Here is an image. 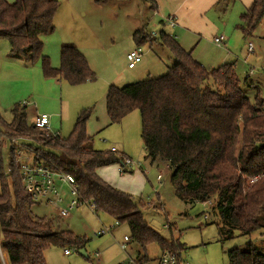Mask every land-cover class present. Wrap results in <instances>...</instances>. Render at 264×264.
Returning a JSON list of instances; mask_svg holds the SVG:
<instances>
[{
	"label": "trees",
	"instance_id": "1",
	"mask_svg": "<svg viewBox=\"0 0 264 264\" xmlns=\"http://www.w3.org/2000/svg\"><path fill=\"white\" fill-rule=\"evenodd\" d=\"M145 1L156 7V0ZM220 3L227 8L228 0ZM58 7V0H0V38L10 43L8 56L30 61L41 58L44 75L71 84L95 80L87 58L73 42L62 43L59 67L43 55L42 37L54 32ZM263 18L264 0H253L238 28L248 37ZM133 38L138 45L159 40L175 61L163 75L121 87L111 84L106 94L109 124L120 123L137 110L147 157L174 169L171 182L175 194L186 204L214 203L221 241L236 233L248 238L244 247L228 251V264H264V252L252 239L253 233H264V101L260 93L252 102L243 90L235 62L207 69L192 49H185L163 28L158 37L144 27L136 29ZM26 107L16 105L11 121L0 114V148L8 147L10 152L8 170L0 169V245L8 264H47L45 251L53 245L84 250V240L62 230L55 218L34 213L36 203L25 190L18 145L11 138L33 148L37 161L73 175L79 200L95 206L97 215L127 223L129 240L140 246L139 261H149L146 248L151 243H157L162 251L180 254L184 244L164 238L148 224L141 200L98 174V168L120 167L129 156L116 147H93V136L86 129L90 109H82L70 135L62 137L28 124ZM137 170L140 168L123 174Z\"/></svg>",
	"mask_w": 264,
	"mask_h": 264
},
{
	"label": "rangeland",
	"instance_id": "2",
	"mask_svg": "<svg viewBox=\"0 0 264 264\" xmlns=\"http://www.w3.org/2000/svg\"><path fill=\"white\" fill-rule=\"evenodd\" d=\"M58 2L55 30L42 37L43 55L50 57L52 66L59 67L62 43L73 42L87 58L96 79L71 84L48 77L43 73L41 58L34 61L12 58L8 56V39L0 38V114L6 121H11L12 109L27 103L28 124H32L36 113L45 112L50 116L49 131L67 137L78 113L84 108L90 109L86 129L93 136V147L100 150L116 147L141 163L144 183L140 181L136 184L139 185L137 192L129 193L144 203L141 207L144 219L155 231L166 239H179L184 244L180 250L181 264H228V251L244 247L248 238L236 233L232 238L221 241L217 226L220 221L213 211L214 203L186 204L175 194L171 182L174 169L161 160L152 163L147 157L137 110L120 123L109 124L106 94L111 84L121 87L148 76L163 75L175 61L170 49L162 46L159 40H148L138 45L133 38L134 30L141 27L148 32H157L156 37L165 28L154 15L155 8L145 0ZM247 9L243 0H228L225 12L217 18L220 31L228 37V50L231 51L216 46L206 36L200 41L193 37V44L188 48L193 50L197 47L194 57L207 69L235 62L245 94L253 102L259 92L264 101V73L257 72L246 80L248 65L244 62L245 59L260 65L264 62V18L252 35L245 37L238 25ZM168 30L171 32V29L165 31ZM248 41L256 46L252 54L247 53ZM137 47L143 51L142 60L135 68H129L126 54ZM262 108L264 110V105ZM9 153L8 147L0 148V169L4 171L9 168ZM158 173L163 174L161 182L157 179ZM66 197L70 199L69 192ZM33 210L40 217L56 219L62 230H70L84 240L85 254L73 245L50 246L45 251L47 264H118L129 259L128 252L134 255L137 249L140 250L134 241L126 243V250L121 248L124 236H130L127 223L118 224L107 215H97L86 203L72 209L65 218L58 217L57 210L52 207L36 204ZM101 230L105 232L101 234ZM252 239H258L264 252V236L257 231L252 234ZM65 249H70V254H65ZM161 251L157 243L147 246L146 254L151 264L156 263ZM2 253L0 264H8L4 251Z\"/></svg>",
	"mask_w": 264,
	"mask_h": 264
},
{
	"label": "built area",
	"instance_id": "3",
	"mask_svg": "<svg viewBox=\"0 0 264 264\" xmlns=\"http://www.w3.org/2000/svg\"><path fill=\"white\" fill-rule=\"evenodd\" d=\"M154 15L160 18V23L163 26H168L174 28L177 25V20L174 14L163 15L154 9ZM151 36L156 37L157 32H150ZM212 42L220 47L226 48L227 38L224 34L215 35ZM247 52L249 54L254 53L255 45L252 41L247 42ZM128 60V67L134 68L139 62H141L143 57V51L141 47H137L129 51L126 55ZM248 72L246 77L251 78L257 72L264 73V62L260 64L249 63ZM22 106H27V103H23ZM49 114L45 112L36 113L33 117L32 123L39 128L49 129ZM11 142L18 145L16 153L18 155V162L20 164V170L22 172V178L25 190H27L34 202L37 205H44L46 207H52V209L57 210L58 217L65 218L70 215V211L81 204L79 200V188L76 184L75 177L69 173L54 170L46 165L42 161L36 160V152L33 148L24 145L22 142L16 141L15 139H10ZM115 148H113L114 150ZM142 165L139 161L134 160L130 157L124 158V163L119 167L121 173L141 168ZM157 179L159 182L163 179V174L158 173ZM69 192L70 199H67L66 193ZM90 208L95 210V206H90ZM168 227V225H165ZM108 232V228H106ZM105 230H101V234ZM123 243H121V248H126V242L129 241L128 236H125ZM65 254H70V249H65ZM0 255L2 257V248L0 245ZM99 256V254H96ZM3 258V257H2ZM4 261V259H3ZM5 264V263H4ZM121 264H148V262H141L138 258H130ZM155 264H181L180 254L172 250L161 251L160 255L156 258Z\"/></svg>",
	"mask_w": 264,
	"mask_h": 264
},
{
	"label": "crops",
	"instance_id": "4",
	"mask_svg": "<svg viewBox=\"0 0 264 264\" xmlns=\"http://www.w3.org/2000/svg\"><path fill=\"white\" fill-rule=\"evenodd\" d=\"M7 1L13 2L14 0H7ZM219 1L220 0H156L155 8L158 10L160 14H163V15L174 14L175 15L176 20H177V25L174 28H170L168 26H164V27L166 29H171V32H169L168 30L169 34L175 36L176 40L185 49H189L190 48L189 46L193 44L192 43L193 37H198L199 38L198 41H200L201 39L204 38V36L212 40L215 35H218V34L225 35V32L220 31L221 26L218 24V22H216L217 18L219 19V17H221V13L225 12V10L223 9V5L221 7L220 4H218ZM244 1H245V5H247V8H248L251 5L253 0H243V2ZM156 17L158 18L160 22V18L158 16ZM226 38H227L226 48L224 49L228 50V37L226 36ZM196 48L195 47L193 48L194 56H195L194 50ZM97 171H98V174L104 180H106L110 184L126 192L135 193L139 189V185H136V184L139 183L140 181L144 183L142 174L143 175L145 174L144 172H141L140 170H137V172L134 171L133 173L123 174L120 172L119 167L113 164L109 166L100 167L98 168ZM132 187H136L137 189L133 190ZM261 236H264V233ZM129 241H127L126 243H128ZM123 242H125L124 239H123ZM140 254L141 253L139 249L136 250V253L134 255H132L131 252L130 253L128 252L129 259L138 258ZM6 259H7V256H6ZM124 261L126 260L124 259L118 264H121ZM147 262L148 264H151L149 261Z\"/></svg>",
	"mask_w": 264,
	"mask_h": 264
},
{
	"label": "water",
	"instance_id": "5",
	"mask_svg": "<svg viewBox=\"0 0 264 264\" xmlns=\"http://www.w3.org/2000/svg\"><path fill=\"white\" fill-rule=\"evenodd\" d=\"M80 252H81L82 254H85V251H84V250H81Z\"/></svg>",
	"mask_w": 264,
	"mask_h": 264
}]
</instances>
